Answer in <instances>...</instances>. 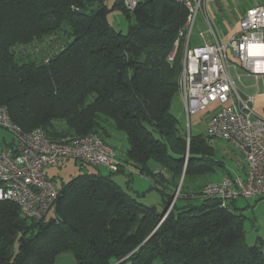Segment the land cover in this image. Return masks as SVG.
Listing matches in <instances>:
<instances>
[{
  "label": "trees",
  "instance_id": "trees-1",
  "mask_svg": "<svg viewBox=\"0 0 264 264\" xmlns=\"http://www.w3.org/2000/svg\"><path fill=\"white\" fill-rule=\"evenodd\" d=\"M107 1L0 0V105L24 131L40 127L52 138L97 133L107 142L112 128L122 130L127 161L141 173L156 175L148 165L155 160L170 173L159 178L177 186L185 171L186 197L179 199L189 201L174 200L166 214L173 196L165 188L159 211L124 190L111 171L64 182L50 218L26 217L0 198V264H55L65 252L77 264H264V239L248 243L233 201L223 206L194 195L196 179L223 162L212 137L190 132L188 140L171 110L180 95L187 7L138 0L129 10L123 0ZM115 9L131 20L126 34L108 20ZM50 40L56 46L49 55L26 52Z\"/></svg>",
  "mask_w": 264,
  "mask_h": 264
},
{
  "label": "built area",
  "instance_id": "built-area-1",
  "mask_svg": "<svg viewBox=\"0 0 264 264\" xmlns=\"http://www.w3.org/2000/svg\"><path fill=\"white\" fill-rule=\"evenodd\" d=\"M176 1L188 9L179 37L185 40L179 91L188 123L192 115L218 103L220 107L206 122L205 134L230 143L246 163L245 175H226L219 181L208 182L199 196L220 199L223 206L239 197H264V116L255 109V96L243 93L236 83L229 62L232 51L245 69L255 74L264 72V66L257 67V54L249 52L250 45L264 44V7L249 8L240 21L239 33L225 43L217 33L208 0ZM123 2L129 10L138 4V0ZM198 17L208 24L213 42L194 46L191 37ZM200 36L204 38L205 34L200 32ZM236 77L240 79L239 74ZM0 126L8 129L15 139L13 147L0 151V180L3 182L0 198L17 203L21 213L29 218L46 217L60 196L59 187L44 174L47 166H54L65 158L104 166L111 172L124 166L116 149L97 133L52 138L40 127L24 131L12 121L3 105H0Z\"/></svg>",
  "mask_w": 264,
  "mask_h": 264
},
{
  "label": "crops",
  "instance_id": "crops-1",
  "mask_svg": "<svg viewBox=\"0 0 264 264\" xmlns=\"http://www.w3.org/2000/svg\"><path fill=\"white\" fill-rule=\"evenodd\" d=\"M114 1L115 0H113V3H114ZM208 6H209L210 12L212 13L214 24H215V27H216V30H217V33H218L220 39L223 42L227 43L233 35L239 33L240 21L243 18V16L245 15L246 11L249 8L255 7V6H263L264 7V0H208ZM197 24H198V28H200L199 33L203 32L205 34V37L202 38L200 36L201 40L196 41V44L194 46L201 45L205 42H208V43L213 42V37L209 31L208 24L203 20L202 17H198L197 22L195 24V27L197 26ZM201 27H205L206 31L209 33V35H206V32L201 30ZM249 52L257 54V57L259 59V61L256 62L257 67L263 68V66H264V62H263L264 61V44L258 43V44L250 45ZM229 62L231 64L230 72L234 76L236 83L240 86L243 93L255 96V101H254L255 109L260 115L264 116V72L255 74V73H252L251 71H249L248 69H245L243 66H241L239 64V62L237 61V59H236V57L232 51L229 52ZM234 64L236 65V67H234ZM238 74L240 75V79H238L236 77V75H238ZM219 107H220V105L218 103H214V104L210 105L204 111H201L195 115H192L191 121H192V119H194V121L197 123L200 121V118L202 116L205 117L206 121H207L208 117L214 111H216ZM191 121H190L189 127L191 126ZM205 128H206V123H205ZM110 135H112V133H110ZM3 139L4 140L0 144V146H1L0 151L4 148L14 146V144H15L14 137L9 142H7L5 138H3ZM113 147L117 151V148L115 146H113ZM236 151L241 156L238 170L236 172H233L230 169L226 168L225 166L219 167L216 170V172L213 173L216 175H218V173H219L218 177L215 178V180L211 179V180L206 181L205 183L212 182V181H219L223 177H225L226 175H245V172H246L245 160H244L243 156L241 155V153L237 149H236ZM118 158L121 162L124 163V166L122 167V169L120 171H123L127 175L128 185H130L132 182L136 183V181H137L136 174L138 172V174L140 175V179L144 178V179H141L140 181L147 180V182L152 185L151 188L154 187L156 189H159L160 191H162L165 188L167 190L173 191V193L171 194L172 196H174L176 194V192H177L176 187H174L173 184L166 183L163 178H161V177L159 178L160 170L156 169L155 165L151 164L150 161L148 163L149 168L152 170L154 168L155 172H153V173H155L156 175L150 176V175H147L146 173H141L137 167L132 165L131 162L127 161L126 154H125L124 158H120V157H118ZM66 159L67 158L62 159L61 161H59L58 164L63 163ZM58 164H56V165H58ZM56 165L47 166L44 169L45 176L49 179H52L54 182L56 181V177L51 175L52 171H51L50 167H55ZM61 186H58V187L60 188ZM141 189L142 188H138V187L132 188L131 187V191H134L138 195L142 194V196H143L145 194L144 192H146V190H143V189L141 190ZM166 194H168V191H166ZM163 197H164V194H163ZM247 199H251L253 202L252 203L249 202L247 205L242 206V207H238L235 204L236 200L233 201V204L238 208V211L241 214H243L245 217V227L247 230V234H248L249 229L252 228V236L251 237H252V241L254 242L258 237H262L264 239V197L247 198ZM183 201H185V200H183ZM162 205H163V201H162ZM163 207H164V205H163ZM248 221L251 224V226H249V227L247 225ZM246 237H247V235H246ZM56 260H58V259L56 258ZM66 261L67 262L69 261V257H67ZM64 262H65V260L62 261V263H64ZM113 264H131V262L126 260L123 262L117 261V262H114ZM152 264H161V262L159 260H155Z\"/></svg>",
  "mask_w": 264,
  "mask_h": 264
},
{
  "label": "rangeland",
  "instance_id": "rangeland-1",
  "mask_svg": "<svg viewBox=\"0 0 264 264\" xmlns=\"http://www.w3.org/2000/svg\"><path fill=\"white\" fill-rule=\"evenodd\" d=\"M109 6L113 5V0H108L107 1ZM108 20L111 23V25L114 27V29H116L117 31H121L122 33L126 34L128 33L129 30V26L131 23V20L126 16V14L119 10V9H115V10H111L108 15ZM200 28H198V24L197 26L194 28L193 30V34L191 37V44L195 45L196 41L201 40L200 37V33H199ZM201 30H203L204 32H206V35H209V33L206 31L205 27H201ZM56 45H54V42L52 40L48 41L47 43L44 42H40L37 45H29L28 47H26V52H37V56L39 57H43L46 55H49L51 52H54V48ZM38 48V49H36ZM22 49H24L22 47ZM36 55V54H35ZM180 93V92H179ZM171 110L172 112L178 117L179 121H180V125L181 127L184 129L185 132H187V139H190V131L193 134H205L206 132V128H205V123L206 118L205 117H201L199 122H195L194 119H192L191 121V126L189 127V123L188 120L186 118V114H185V110H184V103H183V99L181 98L180 95H178L176 98H174V100L172 101V106H171ZM209 118V117H208ZM110 133H112V135H110ZM3 138L6 139L7 142L11 141L13 138V134L6 128L1 127L0 126V144L1 142L4 140ZM105 139L107 141V143L115 146L117 148V155L120 158H124L127 148H128V139L126 134L122 131V130H118L115 128H112L109 131V134H105ZM212 145L215 147L216 149V158L218 160L223 161V166H225L226 168L230 169L233 172H236L239 168V163H240V154L236 151L235 148H233V146L228 143L225 140L222 139H218V138H211L210 139ZM1 148V146H0ZM150 163L155 165L156 169L160 170L163 175L168 176L170 173L169 171L164 168L161 164L157 163L155 160H150ZM51 171V175L56 177V185L57 186H61L63 184V182H67L70 178H72L73 176H76L78 174H83V173H97V172H101L102 174H108L109 170L104 167V166H93L90 164H86L83 163L81 161H77L73 158H67L63 163L56 165L55 167H50ZM155 169L153 168V172ZM185 173V171H184ZM184 173H183V180H184ZM138 174V172H137ZM136 174V183L132 182L130 185H128V177L127 175L123 172V171H118V172H114L112 174V177L124 188V190H126L127 192H129L130 194H132L133 196L137 197L138 200H140L141 202L150 205V206H155L159 211L163 210V205H162V201H163V192L160 191L159 189L156 188H151L152 185L150 183L147 182V180H143L140 181V175ZM219 175V173H218ZM218 175L216 174H211V175H206V176H202L199 179H196V181L194 182V187L198 188V190L194 193V195H200V191L201 188L203 187V185L205 184L206 181L208 180H215V178L218 177ZM181 180V179H180ZM180 180L178 182V185L174 187H176V194L173 196V201L174 199H179V197H185L186 194H182L183 192H180V190L182 189V185H183V180H182V184L179 186ZM189 181V178L186 179V181L184 182V185L186 186L187 182ZM131 187L132 188H142L143 190H146V192H144L145 194L142 196L138 195L137 193H135L134 191H131ZM189 188H192L191 186ZM188 188V189H189ZM141 189V190H142ZM184 190H187V187H185ZM191 190V189H189ZM168 194H172L173 191L172 190H167ZM167 194V195H168ZM175 197V198H174ZM183 200L185 199H179L178 203L181 204L183 202ZM188 200H185V202L188 203ZM192 203H199L200 200L198 199H191ZM171 202V204H172ZM252 203L253 201L251 199H247L245 197H239L236 201L235 204L238 207H242L247 205L248 203ZM171 204L169 206H171ZM169 209V207H168ZM167 209V210H168ZM170 210V209H169ZM168 213V212H167ZM166 213V214H167ZM53 215V209L50 210L49 214L47 215V218H50ZM248 227L251 226V224L247 223ZM252 228L249 229L248 234H247V241L248 243H253L252 241ZM67 257H69V261L67 262L66 259ZM58 260H55V264H77V260L74 254L72 253H61L56 257ZM65 260L64 263H62V261Z\"/></svg>",
  "mask_w": 264,
  "mask_h": 264
},
{
  "label": "water",
  "instance_id": "water-1",
  "mask_svg": "<svg viewBox=\"0 0 264 264\" xmlns=\"http://www.w3.org/2000/svg\"><path fill=\"white\" fill-rule=\"evenodd\" d=\"M182 180H183V176L181 177V180H180L179 186L182 184Z\"/></svg>",
  "mask_w": 264,
  "mask_h": 264
}]
</instances>
